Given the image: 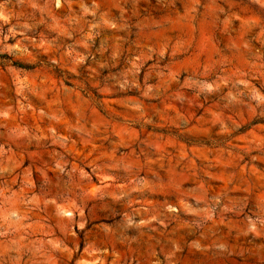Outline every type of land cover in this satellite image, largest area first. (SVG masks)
<instances>
[{
	"label": "rangeland",
	"instance_id": "1",
	"mask_svg": "<svg viewBox=\"0 0 264 264\" xmlns=\"http://www.w3.org/2000/svg\"><path fill=\"white\" fill-rule=\"evenodd\" d=\"M0 53V264H264V0H0Z\"/></svg>",
	"mask_w": 264,
	"mask_h": 264
},
{
	"label": "trees",
	"instance_id": "2",
	"mask_svg": "<svg viewBox=\"0 0 264 264\" xmlns=\"http://www.w3.org/2000/svg\"><path fill=\"white\" fill-rule=\"evenodd\" d=\"M4 59H11V57L9 55H7L6 53H0V61L4 60ZM12 64L18 67H23L26 68L28 65H24L18 61H12Z\"/></svg>",
	"mask_w": 264,
	"mask_h": 264
}]
</instances>
